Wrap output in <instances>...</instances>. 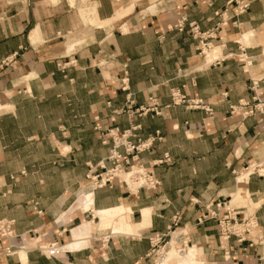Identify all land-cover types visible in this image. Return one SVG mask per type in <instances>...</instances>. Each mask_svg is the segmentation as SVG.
Here are the masks:
<instances>
[{
    "label": "crops",
    "instance_id": "crops-1",
    "mask_svg": "<svg viewBox=\"0 0 264 264\" xmlns=\"http://www.w3.org/2000/svg\"><path fill=\"white\" fill-rule=\"evenodd\" d=\"M4 62L0 221L14 238L0 264H152L150 240L172 233L195 264H264V117L230 115L256 94L264 102V0H0ZM174 92L213 113L172 106ZM152 104L160 116L135 113ZM138 125L144 140L160 134L136 163L159 185L89 187L107 131ZM244 200L231 207L257 220L246 242L197 224L205 206ZM120 207L128 231L98 214Z\"/></svg>",
    "mask_w": 264,
    "mask_h": 264
},
{
    "label": "built area",
    "instance_id": "built-area-1",
    "mask_svg": "<svg viewBox=\"0 0 264 264\" xmlns=\"http://www.w3.org/2000/svg\"><path fill=\"white\" fill-rule=\"evenodd\" d=\"M180 30L182 28L180 27ZM193 36L197 35V27L191 29ZM215 39L213 32L206 33L200 37L202 52L204 49H209L211 41ZM9 62H4L0 65V70L3 66ZM122 91L129 92L128 79L123 82ZM255 83H253V86ZM127 97L130 99V94L127 93ZM127 100L130 110L131 101ZM172 106L185 105L187 109L193 111H204L205 113L212 114V109L208 108L200 99H189L185 96H181L178 92L171 93ZM158 105L152 104L149 107H141L135 111L138 117H142L150 112H153L155 116H160L161 112H157ZM239 115L243 118L254 117L255 115H261L264 117V102L260 100L257 94L248 101H243L236 106H230V115ZM141 128L140 125L134 126L131 129L119 132L118 130H108L107 139L111 140L113 146L109 152L105 161L101 162L98 166V170L91 172L88 180L91 182L95 189H101L105 187H111L115 181H120L121 177L137 169L135 175V181L140 182V187H146L148 189H155L159 183L154 179L153 174L143 168L138 162V157L141 153L148 151L152 148L154 143L160 140V134L157 132L154 136H150L147 139H142L136 133ZM96 130H101L100 127H96ZM104 144L107 141L103 142ZM205 212L198 220L197 224L202 225L205 222L213 221L219 226L220 236L223 240L229 241L231 238H235L238 243L247 241V236L254 232L258 226L257 220L253 217H245L240 215L238 208H233L230 202L217 201L204 207ZM14 238V222L13 221H0V243L8 242V247L5 250V255H12V247L10 245L11 240ZM166 236H155L150 240V244L154 249L163 241ZM171 239V236H170ZM252 244V242H251ZM49 255L53 256L56 252L54 246L49 249Z\"/></svg>",
    "mask_w": 264,
    "mask_h": 264
},
{
    "label": "bare ground",
    "instance_id": "bare-ground-1",
    "mask_svg": "<svg viewBox=\"0 0 264 264\" xmlns=\"http://www.w3.org/2000/svg\"><path fill=\"white\" fill-rule=\"evenodd\" d=\"M205 51H208V50L205 49ZM209 52H212V51L210 50ZM253 167L254 166H252L250 169H252ZM250 169L246 170L243 173V175L239 178L238 181H244L245 178H247L249 176ZM136 174H137V169H135V168L133 169L132 172L124 174L126 176V181L128 183L134 181ZM130 184H131V186H136V185H138V182L137 183L135 182V184H133V183H130ZM88 200H91L92 201L91 195L88 197ZM98 214L100 216V219L103 220V221H113V220H115L116 222L119 223V225L121 226V228L123 230L125 229V230L128 231L131 228V221H130L129 217L126 216V210L123 207H120L118 209H113V210H110V211L99 212ZM178 239H179V235L178 234H176V233H172L171 234V239L168 242L167 247H165L164 249H162V251L159 253V255L157 256V258H154V264H169L171 262L170 260L166 261L164 259H165V257L168 254V246H170V244H174L175 247L177 248ZM179 251L180 252L177 253V254H179L178 255V258H174V260H172V261L179 260V262H181L182 264H185L186 261H187V259L188 258L190 259V256L193 255L192 254L193 251H187V252H182L184 250H179ZM172 255H173V252L170 251L167 257H169V256L171 257Z\"/></svg>",
    "mask_w": 264,
    "mask_h": 264
},
{
    "label": "rangeland",
    "instance_id": "rangeland-1",
    "mask_svg": "<svg viewBox=\"0 0 264 264\" xmlns=\"http://www.w3.org/2000/svg\"><path fill=\"white\" fill-rule=\"evenodd\" d=\"M208 50V52L210 51L209 49H207ZM203 52H204V54H205V49L203 50ZM207 53V52H206ZM206 55V54H205ZM215 56H216V54H215ZM256 168V167H255ZM255 168L253 167L252 169H250V171H249V173H251V171H253V170H255ZM136 169V168H135ZM262 170V169H261ZM261 174H263L264 175V172H261ZM122 178V180L123 181H126V176L124 175V176H122L121 177ZM127 182V181H126ZM135 180L134 181H132V182H130V183H133V184H135ZM130 183H128L127 182V184L128 185H130L131 186V184ZM137 183V182H136ZM86 184L87 185H89V187H91V182L89 181V180H87L86 181ZM93 186V185H92ZM139 186H141L140 185V183L138 182V185H136V186H134V187H139ZM89 192H91V190H89L88 191V193ZM247 205V202L244 200L243 202H240V203H238V204H235V203H233V202H231V206H235V207H237V206H246ZM253 235L255 236L256 235V233L255 232H253ZM170 241V237H167V238H165V241H163L161 244H159L157 247H155L154 249H153V252L151 253V256H150V259L152 260V264H154V258H157V256L159 255V253L162 251V249H164L165 247H167V244H168V242ZM177 248L179 249V250H182V247L180 246V245H177ZM176 247H175V245L174 244H170V246H168V254H169V252L170 251H172L173 252V255L170 257H167L168 256V254H167V256L165 257V259L164 260H166V261H168V260H170V261H172V260H174V258H178V255L179 254H177L178 252H180L178 249H177ZM48 250L49 249H47V252H48ZM177 252H176V251ZM187 251H193V255L192 256H190V259L192 260L191 261V263L192 264H195V261L193 260L194 258H197V254H196V250L194 249V248H187V249H185L184 251H182V252H187ZM22 255L24 254L23 252L21 253ZM163 260V261H164ZM162 261V262H163ZM179 261V260H178Z\"/></svg>",
    "mask_w": 264,
    "mask_h": 264
}]
</instances>
